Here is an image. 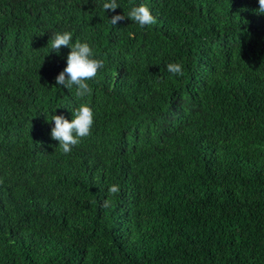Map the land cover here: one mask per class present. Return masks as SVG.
<instances>
[{
  "label": "trees",
  "instance_id": "1",
  "mask_svg": "<svg viewBox=\"0 0 264 264\" xmlns=\"http://www.w3.org/2000/svg\"><path fill=\"white\" fill-rule=\"evenodd\" d=\"M105 2L0 0V264H264L258 0ZM64 32L105 62L91 95L56 84ZM81 104L92 133L63 154L52 117Z\"/></svg>",
  "mask_w": 264,
  "mask_h": 264
},
{
  "label": "clouds",
  "instance_id": "2",
  "mask_svg": "<svg viewBox=\"0 0 264 264\" xmlns=\"http://www.w3.org/2000/svg\"><path fill=\"white\" fill-rule=\"evenodd\" d=\"M258 4V13L264 14V0H258ZM119 7L117 0H107L103 4V9L106 12L111 10L115 13ZM126 16L142 29L156 23V17L145 5L132 8ZM125 18V15L116 14L111 17L110 22L114 26ZM72 39L71 32H64L62 34L56 33L50 40V46L57 54L63 47L71 49L67 55L66 67L56 76L55 81L57 85L69 91L75 87V95L84 97L92 94V88L87 81L97 76L98 71L105 67V62L102 59L94 58L95 53L89 43H82L79 39L72 43ZM167 70L173 76L184 75L183 66L180 63H169ZM73 115L74 118L71 121L63 115H53L51 120L54 121V127L50 133L51 138L59 142V148L63 154H70L73 147L79 145L82 139L89 137L95 123L94 111L88 104H81L73 112ZM119 192V185H112L109 188L110 194H118ZM111 205L112 201L106 199L102 206L109 208Z\"/></svg>",
  "mask_w": 264,
  "mask_h": 264
}]
</instances>
